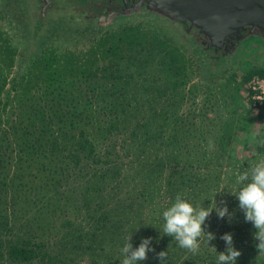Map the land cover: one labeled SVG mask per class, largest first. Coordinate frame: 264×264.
<instances>
[{
    "label": "rangeland",
    "instance_id": "obj_1",
    "mask_svg": "<svg viewBox=\"0 0 264 264\" xmlns=\"http://www.w3.org/2000/svg\"><path fill=\"white\" fill-rule=\"evenodd\" d=\"M151 40L137 46L133 57L127 53L103 64L110 69L107 76L77 74L68 78L66 84L50 88L51 91L36 87L26 93L24 100L16 102L13 97L6 114L14 117L30 109L33 103L38 109L44 104L51 108V104L61 99L68 102L82 97L93 99L87 101L88 109L82 112L79 126L90 131L89 136L102 148L101 140L108 133L105 128L108 126L112 131L110 140L105 141L113 152L106 155H113L121 174L114 182L106 180L100 184L104 188L101 198L122 215L128 233L111 246L113 234L103 237L92 227L88 229V221L81 216L83 220L78 223L81 226L73 230L64 226L53 238L58 243L57 237L64 233L75 235L77 231L81 241L87 231L82 243L76 244L69 254L57 253L60 247L50 239V251L58 255L26 262L13 261L0 251V264H121L120 249L130 236L134 249L144 238H151L150 247L155 251H150L140 264H161L157 257L161 251L168 253L166 264H217L218 252L227 248L221 239L225 233L232 234L234 247L241 252L236 264H264V253H259L254 240L257 230L245 220L239 200L232 194L242 187L236 182L237 175L264 160V145L260 143L264 140V116L252 108L248 86L253 76L264 74L255 72L230 90L199 97L192 78L186 75V64L173 53L172 45ZM224 61L207 59L208 68L202 73L206 76L215 73ZM4 80L7 81L6 72H0V82ZM1 97L7 98L5 90ZM86 114L91 118H84ZM47 194L55 202V193ZM67 194H63L60 203L56 201L60 205L54 214L58 221L74 218L73 211L69 212L72 205L65 198ZM178 194L195 207L210 209L217 204L222 208L226 204L233 214L229 222L227 216L220 218L212 211L204 228L215 234L216 239L208 245L206 237H202L198 254L179 247L173 237L163 235V212ZM51 209H54L51 205L42 208L48 216L53 213Z\"/></svg>",
    "mask_w": 264,
    "mask_h": 264
},
{
    "label": "trees",
    "instance_id": "obj_2",
    "mask_svg": "<svg viewBox=\"0 0 264 264\" xmlns=\"http://www.w3.org/2000/svg\"><path fill=\"white\" fill-rule=\"evenodd\" d=\"M65 17L60 18L65 22ZM82 36V43H92L94 50L87 47L85 52L66 53L68 59L64 61L67 64H63L62 68L53 67L52 71L40 77L42 81L29 78V84L24 85V79L21 82L14 80L9 88L6 80L0 82V251L13 261L29 262L41 256L52 258L57 253L69 254L76 244L82 243L87 231L80 230L81 234L84 233L81 241H78L77 231L75 235L73 232L57 237L58 243L53 238L64 226L70 230L81 226L78 224L83 220L81 216L88 221V229L92 227L103 237L113 234L111 246L128 233L123 226L122 215L114 212L111 205L101 198L104 188L100 184H105L106 180L114 182L121 174L120 165L113 161V155H106L113 152L105 141L110 140L112 131L108 126L105 128L108 133L101 140L102 148L89 136L90 131L79 126L82 112L88 109L87 101L93 99L82 97L71 102L61 99L51 104V108H47L49 104H44L38 109L33 103L29 105L30 109L14 117H6L8 106L14 99L12 90L19 93L15 98L19 102L24 100L26 93L34 90V86L43 85L46 89L59 87L77 74L107 76L109 67L100 66L98 61L107 65L111 59L118 60L127 53L133 57L137 46L144 42L131 31L127 32L126 38L120 37V33L108 32L101 38L91 37L86 32ZM179 59L182 58L179 56ZM182 60L185 64V59ZM179 65L181 70L182 64ZM4 90L7 93L5 100L1 97ZM84 118L90 119L91 116L86 114ZM47 193H55V202H51L54 199ZM64 193L69 194L65 198L70 200L72 207L69 212L73 211L74 218L64 217L60 222L54 214L60 208ZM48 205L54 208L49 216L42 210ZM50 239L58 249L60 247L61 252L50 251ZM4 242L7 246L3 245Z\"/></svg>",
    "mask_w": 264,
    "mask_h": 264
},
{
    "label": "flooded vegetation",
    "instance_id": "obj_3",
    "mask_svg": "<svg viewBox=\"0 0 264 264\" xmlns=\"http://www.w3.org/2000/svg\"><path fill=\"white\" fill-rule=\"evenodd\" d=\"M32 5L31 0H0V71L6 72L8 88L13 86L14 80L21 82L24 79L25 85L29 84V78L38 81L53 67L62 68L67 64L64 61L68 59L66 53L85 52L87 47L94 50L92 43H82V33L85 32L95 38H101L107 32L120 33V37L126 38L127 32L131 31L144 41L155 39L154 42L172 45L173 53L185 59L186 75L192 78L193 88L199 97L230 90L255 72L264 74V40L258 35L240 38L234 51L221 57L225 60L221 69L206 76L202 71L208 68L206 60L209 58L178 26L161 14L153 11L109 14L103 22L90 23L72 11L61 12L56 8L36 10ZM64 15L65 22L60 18ZM100 61L98 64L102 66ZM36 87L41 90L44 86H34V89ZM11 94L19 96L14 90Z\"/></svg>",
    "mask_w": 264,
    "mask_h": 264
},
{
    "label": "water",
    "instance_id": "obj_4",
    "mask_svg": "<svg viewBox=\"0 0 264 264\" xmlns=\"http://www.w3.org/2000/svg\"><path fill=\"white\" fill-rule=\"evenodd\" d=\"M34 9L72 11L90 23L109 14L153 11L178 26L209 60L229 56L240 38L264 40V0H31ZM109 12V13H108Z\"/></svg>",
    "mask_w": 264,
    "mask_h": 264
},
{
    "label": "clouds",
    "instance_id": "obj_5",
    "mask_svg": "<svg viewBox=\"0 0 264 264\" xmlns=\"http://www.w3.org/2000/svg\"><path fill=\"white\" fill-rule=\"evenodd\" d=\"M253 136L256 133L253 132ZM260 143L264 145V140ZM211 145V142H210ZM236 182L242 185L241 189L232 193L239 200V208L245 215V220L251 222L257 230L254 233V240L257 241L256 248L259 253H264V160H260L255 165L237 175ZM215 210L220 218L228 217L231 222L233 214L225 204L224 207L205 208L195 207L193 204L183 199L181 195L175 197V202L163 212V235L173 237L178 246L187 249L193 254H198L201 249L200 239L206 237V243L216 239L215 234L206 232L204 225L207 218ZM222 240L226 242L225 252H218L217 264H236L241 252L234 247L233 236L225 233ZM131 236L125 245L120 249L123 257L121 264H140L148 258L150 251H155L150 247L151 238H144L138 248H133ZM216 250L214 246H211ZM217 251V250H216ZM161 264H166L168 253L161 251L157 253Z\"/></svg>",
    "mask_w": 264,
    "mask_h": 264
},
{
    "label": "built area",
    "instance_id": "obj_6",
    "mask_svg": "<svg viewBox=\"0 0 264 264\" xmlns=\"http://www.w3.org/2000/svg\"><path fill=\"white\" fill-rule=\"evenodd\" d=\"M251 91L250 103L252 108L264 116V77L255 75L248 83Z\"/></svg>",
    "mask_w": 264,
    "mask_h": 264
}]
</instances>
